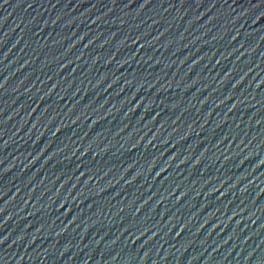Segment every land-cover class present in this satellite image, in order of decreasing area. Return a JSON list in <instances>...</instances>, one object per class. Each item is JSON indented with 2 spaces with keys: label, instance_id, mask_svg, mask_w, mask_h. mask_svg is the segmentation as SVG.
Listing matches in <instances>:
<instances>
[{
  "label": "water",
  "instance_id": "1",
  "mask_svg": "<svg viewBox=\"0 0 264 264\" xmlns=\"http://www.w3.org/2000/svg\"><path fill=\"white\" fill-rule=\"evenodd\" d=\"M0 264H264V0H0Z\"/></svg>",
  "mask_w": 264,
  "mask_h": 264
}]
</instances>
